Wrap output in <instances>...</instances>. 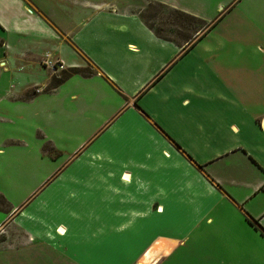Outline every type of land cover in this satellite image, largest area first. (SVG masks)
<instances>
[{
    "label": "crops",
    "instance_id": "0c3cea01",
    "mask_svg": "<svg viewBox=\"0 0 264 264\" xmlns=\"http://www.w3.org/2000/svg\"><path fill=\"white\" fill-rule=\"evenodd\" d=\"M150 1L264 18V0ZM85 6L0 0V228L65 257L109 245L126 264H264L259 46L231 53L211 30L192 47L158 36L146 7ZM81 58L95 72L48 88L54 64Z\"/></svg>",
    "mask_w": 264,
    "mask_h": 264
},
{
    "label": "rangeland",
    "instance_id": "374dc122",
    "mask_svg": "<svg viewBox=\"0 0 264 264\" xmlns=\"http://www.w3.org/2000/svg\"><path fill=\"white\" fill-rule=\"evenodd\" d=\"M85 2V7H96L95 5L100 7H127L129 5L130 7H146V9L142 11V17L145 23L160 35L175 38L181 42H186L189 37L194 38L198 35V33H196L197 30L199 31L203 27L197 21L185 20L184 17L180 18L173 10L159 6L158 2L150 1L152 5L149 7V4H147L149 0H85ZM196 8L201 11L193 9L195 10L194 13L197 11L199 14H205V16L210 17V20L205 19V22L208 25H214V29L212 28L211 32L213 33L212 36L225 32V34L231 37L228 44V51L231 53L240 49L248 55L255 51L256 46H259L258 48L263 52L261 55V66L264 68L263 17H254L252 14H247L243 11V8L240 7ZM255 13H262V15H264V10L258 9ZM202 34V32H199L200 36ZM79 61V68L81 70L88 73L95 72L94 67L87 60L81 58ZM59 65L57 63L54 64L55 69L59 70V72H56L51 78V85L48 88L53 86L55 81L61 78L64 71L69 70V68H63ZM32 93H34V91L28 92V94ZM0 208L6 210L8 206L4 208V204L0 202ZM57 232L60 235H65V231L61 227H58ZM30 239H33V237H30L27 232H24V230L17 225H5L1 227L0 264H91L99 261H104L105 264H126L128 261L124 260L121 253H115L114 251L108 252L110 249L109 245L99 249L93 248L87 252H71L69 253L71 254L70 256L65 257L66 253L59 250L60 246L49 247L47 244H42L41 242L31 243L29 241ZM98 239L99 238H97V241ZM73 254H76V259L72 258Z\"/></svg>",
    "mask_w": 264,
    "mask_h": 264
},
{
    "label": "trees",
    "instance_id": "16d2710c",
    "mask_svg": "<svg viewBox=\"0 0 264 264\" xmlns=\"http://www.w3.org/2000/svg\"><path fill=\"white\" fill-rule=\"evenodd\" d=\"M152 4L150 3L149 4V7L151 6ZM159 6H162V7H166L165 5H162V4H159ZM168 9V8H167ZM176 14H178L181 17H184L185 20H189V21H197L199 22L203 27L201 30H197L196 33H198V35H196L194 38H191L189 37L187 40H186V44L190 45L192 44L191 46H195L197 44V42L199 40H201L204 36H206L213 28L214 25H208L206 24V22L200 18H197V17H194L192 15H189L187 13H184L182 11H179V10H173ZM148 25V24H147ZM149 26V25H148ZM150 27V26H149ZM151 28V27H150ZM185 28V27H184ZM152 29V28H151ZM181 29H182V26H181ZM199 32H202L203 34L200 36L199 35ZM158 36H162L160 35L159 33L155 32ZM197 39V40H195ZM74 74H82V75H90L92 73H88V72H85L83 70H81L80 68H72V69H69L68 71H64L61 78L58 80V81H55V84H53V86L51 87H55L59 84H61L62 82L66 81L68 78H70L72 75ZM0 202L2 203H5V199L3 197L0 196Z\"/></svg>",
    "mask_w": 264,
    "mask_h": 264
},
{
    "label": "built area",
    "instance_id": "2783aa9c",
    "mask_svg": "<svg viewBox=\"0 0 264 264\" xmlns=\"http://www.w3.org/2000/svg\"><path fill=\"white\" fill-rule=\"evenodd\" d=\"M53 67V66H52ZM262 190L264 191V185L262 186Z\"/></svg>",
    "mask_w": 264,
    "mask_h": 264
}]
</instances>
